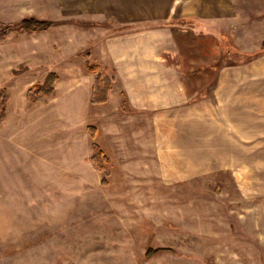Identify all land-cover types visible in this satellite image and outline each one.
Here are the masks:
<instances>
[{
	"label": "rangeland",
	"instance_id": "rangeland-1",
	"mask_svg": "<svg viewBox=\"0 0 264 264\" xmlns=\"http://www.w3.org/2000/svg\"><path fill=\"white\" fill-rule=\"evenodd\" d=\"M28 16L135 22L113 36L135 33L145 93L123 111L89 101L92 74L69 79L102 27L0 38V264H264V0H0V21ZM173 16L223 35L165 27ZM49 71L57 97L25 105ZM88 124L110 158L106 185ZM148 246L170 249L145 257Z\"/></svg>",
	"mask_w": 264,
	"mask_h": 264
},
{
	"label": "trees",
	"instance_id": "trees-1",
	"mask_svg": "<svg viewBox=\"0 0 264 264\" xmlns=\"http://www.w3.org/2000/svg\"><path fill=\"white\" fill-rule=\"evenodd\" d=\"M77 22L81 25L99 23L103 25H110L107 22H93V21H83V20H71V19H42L37 16L23 17L20 20L13 23H5L0 21V38L7 36L8 32L12 29H18L21 31H46L57 24L66 22ZM171 24L172 26L187 27L188 25L196 26L201 24L195 18L182 17L173 19L166 24ZM126 26L115 27V30H122ZM203 34H208V31L204 28L198 29ZM214 37H219L223 35V32L217 31L216 29L212 31ZM262 50V49H261ZM264 50V49H263ZM240 53V52H239ZM258 52L244 53L245 55L257 54ZM80 54L84 57L85 68L89 74L93 75V83L91 86L90 102L93 104H105L109 99V94L113 88V83L115 81L114 75L108 73L106 68H103L98 62L90 61V51L85 49ZM21 69L16 72L21 71ZM59 79V76L54 71H49L41 80H37L32 83L26 90V99L29 103H34L37 101L47 102L55 96V83ZM10 98V92L6 87H0V124L5 120L6 117V105ZM121 107L124 110H129L128 99L124 92H122ZM89 132L90 138L92 140L91 146L93 153L90 157L92 165L99 170L102 176V184L106 185L108 183V176L111 174L110 168L108 166L110 162L109 156L105 153L101 144L97 141L98 128L93 124H88L86 126ZM165 249H170L168 247H154L148 246L144 252L145 257H151L157 252Z\"/></svg>",
	"mask_w": 264,
	"mask_h": 264
},
{
	"label": "crops",
	"instance_id": "crops-1",
	"mask_svg": "<svg viewBox=\"0 0 264 264\" xmlns=\"http://www.w3.org/2000/svg\"><path fill=\"white\" fill-rule=\"evenodd\" d=\"M101 0H93V4L98 5L100 3ZM107 1V0H106ZM131 1V0H128ZM119 3L117 4V6L114 8H111V12H118L117 10L120 9L122 10L124 7L122 6H118ZM182 17H190V18H195L198 22H201V24L196 25L195 28L196 29H200V28H204V29H211V31H208V34L212 35V31L215 30L214 26L203 20V19H199L196 16H173L167 20H165L164 22H169L173 19H177V18H182ZM67 19H71V20H83V21H93V22H107L110 25H103V24H99V23H93V24H87V25H81L77 22H66L65 24H71L73 26H75L77 29L80 30H86L91 28L92 26H98V27H102L105 29V35L104 36H98V38H89L87 40V46H85L84 48H77L74 52V58L77 56L78 58L76 59L77 61L73 64V68L70 69V75H69V79L70 78H82L83 76L89 75V73L86 71L85 68V62H84V57L80 54V52H82L85 49H89L91 47L92 53V58H94V60L96 62H98L99 64H101V66L103 68H106V71L112 75H114L115 77V81L113 83V88L109 94V99L108 101L103 104V106H107L109 107V105L111 106V104H113L114 107H119L122 109L121 107V100H122V92H124L127 96L128 99V105L130 107L129 110H124L123 111H130L131 109H137L135 106H133L134 104V96L133 94H135V90L137 89H141V93L144 92L143 88L144 86H137V81L135 78H138L141 76L140 71L138 70L139 68H134V59L131 58L132 54H131V47L132 44L131 42H133V36L132 34H135L133 31L128 32L127 35L122 34L119 37H114L113 35H115L114 33H116L117 30H115L114 28L117 26H126L125 28H123L122 30L127 31L130 29V27L132 28V26L134 25L133 23L135 22H131V23H125V24H118L117 21H113V20H109L107 18L103 19V20H99V19H90V18H80V17H69ZM147 22L150 21L152 23H156V21H151V20H146ZM139 22V21H138ZM165 27H169V28H173V26L171 24H165ZM133 32V33H132ZM123 33L120 32V34ZM115 38V39H113ZM98 41V42H97ZM98 45H100V48H98ZM90 50V49H89ZM104 54V56H103ZM133 57V56H132ZM131 58V59H129ZM137 59V58H136ZM140 59H137V61H139ZM115 62L117 65L118 70H121V72L119 71V78L116 77V75L114 73H112L113 68H115L113 66V64L110 62ZM124 61H128L129 66L125 68V65L122 63ZM120 63H122V67L120 66ZM81 64V65H80ZM47 73V72H46ZM45 73V75H46ZM44 75V76H45ZM93 76V75H92ZM42 79V78H41ZM39 79V80H41ZM36 80V79H35ZM35 80L33 79L28 85H26V89L35 82ZM58 82V80H57ZM56 82V83H57ZM86 81H83V84ZM55 83V96L53 98H51L50 100H53L57 97L56 93H57V88L58 86H56ZM77 83V82H76ZM75 83V87H79L80 88V84H76ZM93 83V78H92V82H90V94H89V101H90V95H91V86ZM82 84V85H83ZM85 85V84H84ZM148 87V86H147ZM146 87V88H147ZM145 93V92H144ZM26 98V97H25ZM115 102L117 100V104L112 103V101ZM145 99L148 101V96H145ZM39 102H43V101H39ZM39 102H35L32 103L31 105L37 104ZM48 102V101H47ZM29 102L26 99L25 105H27ZM44 103V102H43ZM109 103V105H108ZM111 103V104H110ZM118 105V106H116ZM133 107H132V106ZM102 106V107H103ZM8 118V116H6Z\"/></svg>",
	"mask_w": 264,
	"mask_h": 264
}]
</instances>
